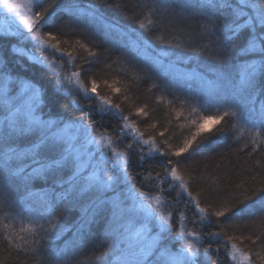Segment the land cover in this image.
Masks as SVG:
<instances>
[{
    "label": "snow or ice",
    "instance_id": "6c2138e0",
    "mask_svg": "<svg viewBox=\"0 0 264 264\" xmlns=\"http://www.w3.org/2000/svg\"><path fill=\"white\" fill-rule=\"evenodd\" d=\"M0 7L19 21L15 34L34 41L41 49H51L54 55L59 53L61 57L66 56L68 61H74V53L77 52L86 62L87 58L82 55L84 52L88 56L97 55L80 40L69 45L67 40L61 41L53 32L42 31L49 26L54 15L50 10L54 8L61 12H73L78 17L87 15L88 13L76 3L63 5L58 4V0H0ZM140 7L147 10L145 18L137 21L139 28L145 32L158 29L163 16L171 13L184 18L200 16L205 21L202 27L206 33H220L222 39L218 38L216 42L213 58L221 64H230L236 60L233 65L234 72L222 74L223 96L218 98L214 105L202 104L194 97L190 98L193 103L189 104L187 98L180 100L177 97L182 106L189 107L190 114L199 115L200 111L214 107L216 115L192 119L188 125L190 135L175 145L169 144L165 138L162 143L167 150H162L154 136L150 135L148 139H144L143 133L130 121L131 112L124 115L119 103H113L108 96L97 91L96 80H90L89 87L81 78L80 70L64 75L56 70L55 59L50 61L47 56L37 62L46 63V66L52 69V74L57 77V91L63 89L74 96L83 93V98L89 101L95 98L101 113L114 110L123 123L116 126V136L113 137L107 135V129L97 132V122L87 113L68 120L52 118L51 114L47 119L43 118L37 114L45 103L42 87L31 80L14 76L9 62L4 60L0 63V112L3 113L0 116V184L7 188L8 177L22 178L23 183L18 188L22 187L28 198H37L44 209L43 212L33 213L39 218L29 217L28 226L21 227L16 233L24 245H28L29 241L21 233L30 234L33 237L31 243L39 245L43 239L39 237L40 232L53 228L58 231L69 230L67 227H58L55 210L61 205L73 204L80 212L77 233H82L86 228L90 229L99 218H105L106 235L110 239L104 252L96 257V260L102 261L103 264H211V244L204 247L189 239L195 237L198 240L203 235L201 233L190 232L183 227L174 231L170 223L172 213L164 214L159 206L162 203L160 196L140 192L131 185L122 187V184H127L128 176L120 161L123 158L124 163H127V153L119 152L115 145L117 141L122 142L121 137L131 134L133 143L126 145L128 150H131L134 144L148 145L149 153L156 152L166 158V175L161 177L158 173L156 179L161 183L166 182L171 192L177 188L187 191L185 181L177 171L180 161L174 162L171 157L180 158L194 150V142L197 148L203 146L207 137L202 136V133L208 121L215 120L219 123L228 117L235 121L231 128L237 134V139L248 131L250 134L255 133L251 140L253 151L264 144V139H260L264 135V0H144ZM88 9H94V4L88 5ZM217 14L223 16L222 27L218 23ZM153 16L156 19H153ZM77 23L83 24L79 20ZM83 26L87 27L86 24ZM155 39L162 48H183L197 56L202 54L200 49H187L181 43L173 44L162 35L156 36ZM237 40L242 43L237 44ZM146 43L150 44L151 41ZM13 49L21 51L15 46ZM73 66L76 67L75 64ZM13 83H16L18 88L15 94L11 87ZM73 83L75 91L64 88L65 84ZM107 86L113 93L121 91L112 85ZM136 115L147 116L148 113L143 108H137ZM181 115V112L176 113L178 120ZM147 127L154 129L156 126L150 124ZM180 127L183 128L184 125ZM216 131L223 133L226 129L220 127ZM159 135L163 137L164 132ZM198 137L201 139L197 140ZM95 145L99 147L94 151L92 146ZM109 154L114 158L111 163ZM257 163L259 164V161ZM145 179H151V174ZM35 180L43 184L38 191L30 188L31 182ZM188 197L189 203L195 201V208L202 220L211 223L212 216L228 219L230 217L226 214L244 216L252 214L257 207L264 210V181L258 187L246 189L242 197H230L228 203L222 204L211 213L200 207V202L191 192H188ZM4 207V201L0 200V211H4ZM180 216H183V213H180ZM8 217L9 213L4 212L0 219ZM41 220H46L47 229ZM4 227L7 228L8 225L5 224ZM220 235L221 232L207 233L208 238ZM5 239L11 244L13 237L6 234ZM234 239L237 238L227 237L229 241ZM59 254L57 251L56 256ZM202 255L205 258L203 261ZM227 255L237 264H242V261L252 264L248 254L240 252L235 243L231 244V251ZM257 256L264 261V256L259 253ZM56 264H60L59 260Z\"/></svg>",
    "mask_w": 264,
    "mask_h": 264
},
{
    "label": "trees",
    "instance_id": "16d2710c",
    "mask_svg": "<svg viewBox=\"0 0 264 264\" xmlns=\"http://www.w3.org/2000/svg\"><path fill=\"white\" fill-rule=\"evenodd\" d=\"M68 3L78 4L80 9L88 14L78 17L73 12H61L54 8L50 10L54 15L49 26L42 31L53 32L61 41L67 40L69 45L80 40L97 53L93 57L84 52L82 55L87 58V62L79 52L74 53L76 59L72 61L71 70H80L81 78L89 87L90 80H96L97 91L108 96L113 103H119L124 115L131 112L130 121L143 133L144 138L154 136L157 145L162 150H167L162 143L165 138L169 144L181 143L185 136L190 135L188 125L192 119L216 115L214 107L200 111L199 115L190 114L189 107L182 106L177 99L187 98L191 104L193 100L190 98L194 97L202 104L214 105L216 100L223 96L222 74L234 72L235 59L230 64H221L213 58L216 42L222 37L219 32L206 33L202 27L205 22L202 17L184 18L169 13L163 16L158 29L145 32L137 23L138 20L144 19L147 13L146 9L140 7L144 0H58V4ZM93 4L94 9L89 10L88 5ZM217 16L222 27L223 16ZM153 19L156 17L153 16ZM78 20L87 27L78 24ZM159 35L173 44L181 43L184 48L200 49L202 54L197 56L183 48H162L155 39ZM149 40L151 43L147 44ZM9 43V38L0 33L2 62H9L14 76L31 80L44 90L45 103L38 115L47 119L51 114L52 118L68 120L87 113L97 122V132L107 129V135L116 136L114 129L123 123L117 112L113 110L101 113L98 101L95 98L91 101L84 99L83 93L74 96L63 89L57 91V77L52 74V70L29 60L25 55L8 53ZM236 43L240 44L242 41L237 40ZM154 84L157 86L153 87ZM12 85L17 88L16 83ZM107 85L120 88L121 91L113 93ZM64 88L67 89L65 86ZM137 108H143L148 115L137 116ZM177 112L182 113L179 120ZM234 122L225 117L213 127L205 129L202 136L207 137V140L203 146L197 148L194 142V150L180 158L171 157L174 162L180 161L177 171L183 177L188 192H191L200 202V207L206 208L209 213L228 203L230 197H242L246 189L258 187L264 181V144L253 151L251 140L255 133L245 131L243 136L237 139V134L231 128ZM150 124L156 127L148 128ZM180 125L184 127L181 128ZM220 127H224L226 131L218 133L216 129ZM160 132H164L163 137L159 135ZM200 139L201 137L197 138ZM260 139H264V135ZM121 140L122 142L117 141L116 146L127 153L125 169L128 184L140 192L161 195L165 203V213H172L170 220L174 231L180 213H183L186 223L197 233L203 234L200 244L204 247L211 244V264H232L227 255V246L231 242L247 252L254 264H264L257 256L258 253L264 256V210L257 207L252 214L244 216L226 214L230 217L228 219L212 216L211 223L202 220L193 202L189 203L188 196L179 192L178 188L169 192L168 184L164 186L156 179L158 173L161 177L166 175V158L156 152L148 154L137 144L128 150L126 145L133 143L130 141V135L121 137ZM149 174L151 179L146 180ZM6 183L7 188L0 184V200L5 204L4 211H0V217L4 216V212L9 213L8 219H0V264H56L57 260L60 264H103L102 261H97L96 257L104 252L110 239L106 235L105 218H99L90 229L86 228L82 233H77L80 216L78 207L73 204L61 205L55 210L57 225L69 230L58 231L53 228L40 232L39 237L43 239L39 245L31 243L33 237L30 234L21 233L29 241L28 245H24L16 233L21 227L28 226L29 217L39 218L33 213L43 212L44 209L37 198H28L23 188H18L23 183L22 178L8 177ZM42 187L43 184L39 180L30 184L33 191ZM40 222L45 225V229L48 228L46 220ZM5 224L8 225L7 228L4 227ZM209 232H221V235L208 238ZM6 234L12 235L11 244L5 239ZM228 236L237 239L229 241ZM57 251L60 253L58 257ZM204 259L202 255L201 260Z\"/></svg>",
    "mask_w": 264,
    "mask_h": 264
},
{
    "label": "rangeland",
    "instance_id": "374dc122",
    "mask_svg": "<svg viewBox=\"0 0 264 264\" xmlns=\"http://www.w3.org/2000/svg\"><path fill=\"white\" fill-rule=\"evenodd\" d=\"M18 24H19V21L17 20V18L14 15L7 13L2 7H0V33L2 35H4L5 37L9 38L10 43H9V48L7 50L8 53L13 54V52H14L20 56L25 55L29 60H33L36 62L42 60L43 57L47 56L48 60H50V61L55 59L57 71L63 73L64 75H70L71 72H73V70H71L72 61H68V58L66 56L61 57L59 53H56L54 55L53 50L41 49L39 47V45H37L34 41H32L30 39H24L22 36L16 35L15 33H16V29H17ZM104 26L106 27L107 24ZM24 31L26 33V29ZM13 46H15L16 49H20L21 51H19V52L15 51L13 49ZM141 48L145 50V48H143L142 46H141ZM141 51H143V50H141ZM1 54L2 53H1V49H0V63H2V55ZM141 55H143L142 52H141ZM156 60H157V58H156ZM153 62L156 63L155 60H153ZM38 63H40V62H38ZM40 64L46 66V63H40ZM11 87L13 89V94H15V91L18 90V88L14 87L13 85H11ZM65 87L75 89V84L74 83L72 85L65 84ZM1 113L2 112H0V116L3 115V113L2 114ZM215 124H216L215 120H210L205 124V129H207L209 127H213ZM129 135H130V141L133 142L132 135L131 134H129ZM144 139H146V138H144ZM137 146L142 147L145 150V152H147L148 154L154 153V152L149 153L148 145L137 144ZM92 147H93V150L95 151L99 146L95 145ZM116 148L119 152L125 153V152H122L117 146H116ZM105 151L107 152L108 150L105 149ZM97 159H99V153L98 152H97ZM113 159L114 158H112L111 155L109 154V162L110 163L112 162ZM127 159H128V157H127ZM120 163H121V166L125 168V163H124L123 158L121 159ZM89 171H91V169H89ZM161 184H163L165 186L166 182L161 183ZM128 185H130V184H128V182H127V184H122V187L126 188ZM185 186H186V183H185ZM186 188H187V186H186ZM178 189H179V192L188 196V190L183 191V189H180V188H178ZM151 196H160L162 203L159 206L162 208L164 214L168 215L165 213V210H164L165 203H164V199H162L161 195L160 194H154ZM193 204L195 206V201H193ZM153 205L156 206L154 201H153ZM195 210L198 213V210L196 208H195ZM170 223H171V220H170ZM171 226L174 227V225H172V224H171ZM180 227H183L184 229H186L187 231H190V232H196L190 225H188L186 223L184 216H180V218L178 220L177 227L175 230H178ZM189 239H193L194 242H196L197 244H200V242H201V237L198 240L195 237H189ZM231 244H232V242L227 246V252L231 251ZM176 247L177 248L179 247V243L176 244ZM237 248H239L240 252L247 253L243 249H241V247L239 245H237ZM238 255H239V253H238ZM248 257H249V261H251L249 254H248ZM229 259L232 262V264H237V262L233 261L230 258V256H229ZM251 262H252V264H254L253 261H251ZM242 264H249V262L248 261H242Z\"/></svg>",
    "mask_w": 264,
    "mask_h": 264
}]
</instances>
